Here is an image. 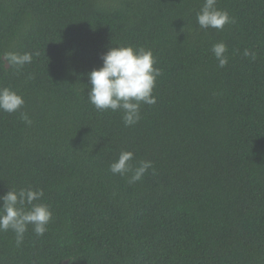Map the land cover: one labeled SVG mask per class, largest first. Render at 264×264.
<instances>
[{
  "label": "trees",
  "instance_id": "trees-1",
  "mask_svg": "<svg viewBox=\"0 0 264 264\" xmlns=\"http://www.w3.org/2000/svg\"><path fill=\"white\" fill-rule=\"evenodd\" d=\"M202 6L0 0V87L25 102L0 111V196L43 189L52 212L19 246L0 232V264H264V0H217L233 21L220 31L199 28ZM121 46L161 70L131 126L87 100V74ZM6 52L34 55L18 73ZM123 151L152 162L140 181L109 171Z\"/></svg>",
  "mask_w": 264,
  "mask_h": 264
},
{
  "label": "clouds",
  "instance_id": "clouds-1",
  "mask_svg": "<svg viewBox=\"0 0 264 264\" xmlns=\"http://www.w3.org/2000/svg\"><path fill=\"white\" fill-rule=\"evenodd\" d=\"M216 4L217 0H203V6L196 15L199 28L220 31L226 24L233 22L228 12L218 9ZM211 51L219 67L228 63L225 55L227 46L223 42L214 44ZM33 55L34 53L29 52L4 53L8 64L18 73L24 65L32 62ZM244 55L255 58V54L248 50L244 51ZM101 60L102 66L87 74L88 102L100 112H122L125 126L136 124L140 120L141 104L152 105L156 102L153 89L161 70L154 67L156 61L152 51L143 47H110L102 54ZM24 103L20 94L9 87H0V111L11 114L20 110ZM21 119L28 125L32 122L27 113H21ZM133 159V152H121L109 165V171L113 175L129 176V183L138 182L152 168V162L140 161L134 167ZM43 197V189L31 188H12L0 196V232L11 230L15 234L17 246L23 242L29 225H32L37 236H42L47 231L52 212L47 204L37 203Z\"/></svg>",
  "mask_w": 264,
  "mask_h": 264
}]
</instances>
